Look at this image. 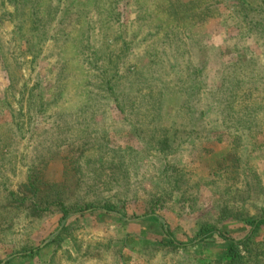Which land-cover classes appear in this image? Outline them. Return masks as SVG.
Segmentation results:
<instances>
[{"label":"rangeland","instance_id":"374dc122","mask_svg":"<svg viewBox=\"0 0 264 264\" xmlns=\"http://www.w3.org/2000/svg\"><path fill=\"white\" fill-rule=\"evenodd\" d=\"M49 3L36 31L0 0V264H264V225L246 223L264 213L262 9L41 0V10ZM170 28L188 31L175 51ZM252 116L250 129L224 124ZM203 227L234 238L242 257L200 239Z\"/></svg>","mask_w":264,"mask_h":264},{"label":"trees","instance_id":"16d2710c","mask_svg":"<svg viewBox=\"0 0 264 264\" xmlns=\"http://www.w3.org/2000/svg\"><path fill=\"white\" fill-rule=\"evenodd\" d=\"M40 1L41 0H9V2H12V13H11V17H13V19H20V17H28V20H31L30 24H33V27L31 28V30H36L38 31L39 29H45V25L51 21V5L50 3L46 6V8L42 11L41 10V6H40ZM242 2V7H239L237 11L242 12L245 10V14H244V18L245 17H249L247 11H255L257 13H260L261 9L264 12V0H262L261 4L258 6H253L252 4H250L249 2H247L246 0H241ZM247 2V3H245ZM203 10H207V7L205 6L203 8ZM257 13H255V15H257ZM195 23V20H193ZM246 21V19H245ZM250 21H252L253 26H256L257 28L261 25V20L260 19H254L252 17H250ZM47 22V23H46ZM160 26V25H159ZM260 30V29H259ZM261 31V30H260ZM261 32H264V30H262ZM183 34V37H181V35ZM164 39L168 40L167 42L171 45V48H174V51L177 50L178 48H180L181 44H186L185 43V39H188V31L185 30H181V31H174L173 28L168 29L164 34ZM17 37H21L20 35H18ZM41 40H44L43 35L40 36ZM188 41H191V39H189ZM177 48V49H175ZM167 55L168 58L166 57H160V58H166V62L169 63V61L167 59H171L170 56H174V54H168L165 53ZM179 54L177 53V56ZM176 56V57H177ZM161 61L163 60H156V58H153L150 62L151 64H159V62L161 63ZM225 79L222 78L221 79V84L220 87H222L224 90H231L232 92H236L237 90H240V82L239 80H237L235 83L231 84L230 87L225 85ZM106 85V86H105ZM113 85V84H112ZM111 85V80H103V84L102 86L105 89V91H108V95L110 97H114L115 99V92L114 89ZM219 89L221 91L222 88ZM103 89V90H104ZM191 90H193L192 87H190ZM189 91L187 96H192L193 93L192 91ZM113 92V93H111ZM222 94H225L224 92ZM247 96V94H230L229 96L233 97L234 101L239 100L242 96ZM186 99H188V97H186ZM225 101V100H224ZM219 102L220 107L218 109H221V113L222 114L225 110H227V108L232 107L231 102ZM230 103V104H229ZM116 106L121 110L124 111V106L121 105V103L116 100ZM95 107V103L93 105V109ZM162 117V114H161ZM160 117V118H161ZM222 119L224 120L225 116L222 114ZM229 124L231 122H228ZM226 127H231L233 126L234 130H238L240 128L244 129H250L253 125L257 126V122L255 119V116H252V118H237L235 120L234 124H227L226 122L224 123ZM64 203L62 202V206L64 207ZM106 211H109L110 209H112L113 207L107 204H104L102 206ZM84 212H88L90 209H93V207H89L88 205L85 206L84 208H82ZM63 211V216H65L67 214L65 209H62ZM246 223L250 225V232H256L262 225H264V213H261L260 216H256L255 218H250L246 220ZM165 232L169 234L168 230L165 229ZM198 237H200V239H213L214 237H220L224 240H226L228 242L227 245V254L229 256H231L232 259H240L242 257L241 253L238 250V243L234 240V238H232L231 236H227L222 234L221 232H217L214 229L211 228H207V227H203L201 228L197 233ZM250 237L248 234L244 236V240L246 238ZM243 240L239 241L242 242ZM171 243L176 244V245H180V246H186V243H182V242H175L174 239H171Z\"/></svg>","mask_w":264,"mask_h":264}]
</instances>
